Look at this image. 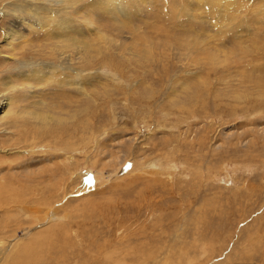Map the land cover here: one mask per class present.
Returning <instances> with one entry per match:
<instances>
[{
	"label": "rangeland",
	"instance_id": "374dc122",
	"mask_svg": "<svg viewBox=\"0 0 264 264\" xmlns=\"http://www.w3.org/2000/svg\"><path fill=\"white\" fill-rule=\"evenodd\" d=\"M117 1L0 0V264H264V0Z\"/></svg>",
	"mask_w": 264,
	"mask_h": 264
},
{
	"label": "bare ground",
	"instance_id": "6f19581e",
	"mask_svg": "<svg viewBox=\"0 0 264 264\" xmlns=\"http://www.w3.org/2000/svg\"><path fill=\"white\" fill-rule=\"evenodd\" d=\"M117 1V0H116ZM126 0H118L117 2H115V3H112V6L114 7V8H117V9H120V10H122L123 12H122V14L124 15V16H128V14H129V8H128V5L130 6V7H132L133 6V8L134 7H136V5H131V4H128L127 3V1L125 2ZM88 6L89 5H87L86 7H84V8H88ZM95 10V7H90V8H88L87 10H85V13H84V15H86L87 16V18H86V20H87V22H89L90 20H91V18H90V14H91V12H93ZM109 12H112L111 10L109 11ZM65 13H68L67 11L65 12ZM2 15V14H1ZM85 17V16H84ZM90 19V20H89ZM72 18L71 17H66V18H64V19H62L60 22H58L57 23V26L60 28V29H63L64 31H70V30H73V28H72ZM122 22V21H121ZM124 22V21H123ZM122 22V23H123ZM121 24V23H120ZM37 26L38 27H40L41 28V24H37ZM57 27V28H58ZM96 32V30L94 29L93 30V32ZM76 32V31H75ZM98 33V32H97ZM77 35V34H76ZM78 36V35H77ZM5 37L6 38H10V33L9 32H7V31H5ZM79 37V36H78ZM71 39H74L75 38V36L73 35L72 37H70ZM209 59V58H208ZM212 60V59H211ZM207 61V60H206ZM8 105V102H7V98L6 97H0V108L1 107H4V106H7Z\"/></svg>",
	"mask_w": 264,
	"mask_h": 264
}]
</instances>
